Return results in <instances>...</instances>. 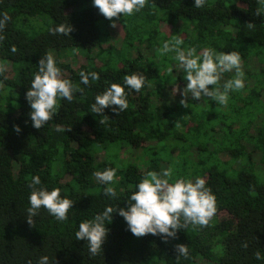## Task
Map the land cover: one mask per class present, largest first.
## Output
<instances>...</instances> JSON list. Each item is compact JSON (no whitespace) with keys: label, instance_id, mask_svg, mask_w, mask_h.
Masks as SVG:
<instances>
[{"label":"trees","instance_id":"trees-1","mask_svg":"<svg viewBox=\"0 0 264 264\" xmlns=\"http://www.w3.org/2000/svg\"><path fill=\"white\" fill-rule=\"evenodd\" d=\"M3 17L0 264H38L45 255L48 264H264V0H206L202 8L194 7V0H146L139 12L111 21L92 0H0ZM61 24L71 27L68 34L52 31ZM176 37L198 54L207 48L239 53L244 87L229 90L225 105L182 97L185 73L175 53L158 51L164 40ZM45 54L77 90L70 102L59 98L57 113L36 129L25 94ZM81 71L96 72L99 79L81 84ZM132 73L145 77L144 86L138 92L125 89V111L91 112L97 94L111 83L123 85ZM233 76L234 71L223 73L217 87L223 91ZM193 114L199 120L185 128V117ZM122 149L129 156L141 151L146 169L132 157L121 161ZM175 149L180 160L171 156ZM192 149L195 162L187 157ZM168 167L173 179L205 180L216 200L207 225L187 224L165 241L159 235L134 236L113 213L96 255L75 239L81 221L106 206H126L148 171ZM105 168L116 169L107 185L114 189L112 197L95 176ZM34 175L41 184L33 187L59 188L73 201L66 220L41 208L28 222ZM177 244H184L187 254H179Z\"/></svg>","mask_w":264,"mask_h":264},{"label":"clouds","instance_id":"clouds-1","mask_svg":"<svg viewBox=\"0 0 264 264\" xmlns=\"http://www.w3.org/2000/svg\"><path fill=\"white\" fill-rule=\"evenodd\" d=\"M145 3L146 0H92L93 6L110 21L121 14L124 17L139 12L145 7ZM205 3L206 0H194V7L202 8ZM6 20L7 17L0 18V27ZM70 30L69 25L61 24L52 31L68 34ZM182 44L183 40L176 37L173 40H164L158 49L161 55L175 53L173 58L185 73L186 85L181 91L182 97L190 95L194 101L201 100L202 97L210 98L225 105L228 102L229 90H240L244 87L239 53L218 52L207 48L198 54L195 47L184 48L181 47ZM37 69L25 96L31 109L28 115L32 126L40 129L57 113L58 99L72 101L73 93L77 89L69 79L62 77L52 55L45 54L40 58ZM167 71L171 76L172 69ZM233 71V78L224 82V90L221 91L217 85L222 74ZM89 77L93 81L99 79L96 72L86 74L81 71V84L87 85ZM144 80L143 75L132 73L124 77L123 85L111 83L102 93L95 96L91 112L102 114L108 107H111L116 115L125 111L129 106L125 89L138 92L144 86ZM180 103L187 106L185 99H181ZM15 131H20L19 126H15ZM115 173V168H105L95 173L97 180L106 185L104 193L109 197L115 195L114 189L107 186L113 182ZM40 184V177L32 176L30 187L33 190L28 196V222H32L31 218L36 216L41 208L46 209L57 221L66 220L73 201L62 196L59 188L49 190L45 187H33ZM215 212V196L202 177L173 179V169L168 167L159 173L148 171L128 196L126 206L114 208L109 205L93 219L81 221L75 231V239L86 242L89 253L96 255L101 251L109 231L106 221L111 220L113 213L124 219L127 230L134 236L159 235L166 241L168 238H175L177 231L187 224L207 225ZM176 250L179 254H187L184 244H177ZM38 264H48V257H40Z\"/></svg>","mask_w":264,"mask_h":264},{"label":"rangeland","instance_id":"rangeland-1","mask_svg":"<svg viewBox=\"0 0 264 264\" xmlns=\"http://www.w3.org/2000/svg\"><path fill=\"white\" fill-rule=\"evenodd\" d=\"M72 59L73 58H65L62 61L65 62V63L72 62V66L77 68L79 66L80 62L79 61H73ZM198 120H199V118H198L197 115H194V114H193V116L188 115L187 117H185V122H186L185 128L195 126V123ZM140 152L141 151H139V153H136V156H134V155L129 156L122 149L121 151H119L118 155L120 157V160L121 159H126L127 157H129L130 159L133 158V161H135V163L140 167V169L141 170H145L146 167H147V157L144 154H142V152L141 153ZM218 155H219L218 157H221L222 160L226 159V156L224 154L219 153ZM171 156L174 157V161H176L177 159L180 160L181 157H182L180 151H178L176 149L174 150V152H172ZM187 157H188L189 161H192V162L196 161V155H195L194 149H192L190 151V153L187 155Z\"/></svg>","mask_w":264,"mask_h":264}]
</instances>
